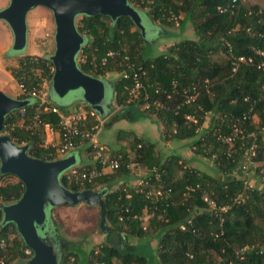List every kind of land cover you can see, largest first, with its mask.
<instances>
[{
	"label": "trees",
	"instance_id": "trees-1",
	"mask_svg": "<svg viewBox=\"0 0 264 264\" xmlns=\"http://www.w3.org/2000/svg\"><path fill=\"white\" fill-rule=\"evenodd\" d=\"M127 3L159 32L179 20V31L190 24L197 39L175 42L150 56L146 37L129 17L79 16L75 27L84 43L77 56L78 68L103 81L106 74L119 75L109 83L119 109L104 127L135 111L150 116L160 125L162 136L180 140L198 137L191 145L194 154L210 159L220 177L182 169L178 155L163 157L153 144L127 133L126 146L110 153L119 160V168L84 188L105 192L106 225L121 235L122 243L106 239L90 251L71 247L74 245L61 237L51 217L53 208L48 233L56 241L53 247L58 264H264V189L245 184L247 175H234L250 141L240 137L229 143L223 140L234 136V128L254 132L255 160L264 163V134L260 132L264 125V70L257 67L260 58L255 54L256 50L264 53V6H247L240 0ZM220 53L225 59L217 61L214 57ZM238 57H252L253 62L234 67L232 62ZM7 71L19 87L16 99L29 104L23 107L24 114L21 108L5 117L3 131L15 144L28 146L32 158L61 159L59 145L46 143L44 131L48 124L59 134V117L30 96L44 83L51 86L49 56L24 55ZM136 81L142 87L131 99L129 92ZM190 96L195 98L188 101ZM46 105L68 114L65 106L53 101ZM141 105L145 109L139 111ZM189 116L193 120H188ZM11 124L16 125L9 128ZM81 142L88 140L77 139L75 147ZM130 165L146 169L142 183L132 185L123 180L116 186V181L130 176ZM174 167L182 171L178 178L173 176ZM10 177L15 176L0 173V242L5 245L0 247V258L4 264H26L32 252L25 254L27 247L14 224L3 222L2 207L18 201L24 191L23 184ZM60 184L70 191L84 190L64 176ZM144 214L152 216L147 224ZM129 238L138 243L131 244ZM153 239L154 248L150 245Z\"/></svg>",
	"mask_w": 264,
	"mask_h": 264
},
{
	"label": "water",
	"instance_id": "water-1",
	"mask_svg": "<svg viewBox=\"0 0 264 264\" xmlns=\"http://www.w3.org/2000/svg\"><path fill=\"white\" fill-rule=\"evenodd\" d=\"M43 7L52 13L55 33V49L49 57L53 64L51 89L58 98L69 92L80 91L81 99L102 114L105 82L84 74L77 66L76 57L84 43L75 27V19L81 15H103L111 20L129 17L145 36V28L138 11L127 0H9L0 10V20L10 28L12 49L24 50L27 44L26 17L30 10ZM28 100H18L0 91V173L15 176L24 191L15 203L2 207L3 222H11L23 243L32 252L26 264H58V255L48 233L49 211L60 206L84 204L99 208V227L107 234V240L121 244L122 237L106 225L104 191L84 189L70 191L60 184L61 175L76 166L75 155L54 161L32 158L28 146L15 144L3 133L5 117L28 105Z\"/></svg>",
	"mask_w": 264,
	"mask_h": 264
},
{
	"label": "rangeland",
	"instance_id": "rangeland-1",
	"mask_svg": "<svg viewBox=\"0 0 264 264\" xmlns=\"http://www.w3.org/2000/svg\"><path fill=\"white\" fill-rule=\"evenodd\" d=\"M243 4L249 6L252 3L264 6V0H240ZM9 3V0H0V10L5 8ZM142 24L145 28V37H146V49H148L150 56H156L166 50V48L172 45L175 42L189 39L196 40L197 37L193 32V29L190 24H187L182 32H179L177 20L170 27L165 28V30L158 31V29L151 24V22L141 14ZM79 20V17L75 19V23ZM27 24V44L22 51H14L11 45L9 44V39L12 40V32L8 25L0 20V86H3V89L0 87V91L5 93L11 98H17L20 94L19 87L14 86L13 79L7 68L12 67V61L3 60L4 54H33L36 56H51L55 49L54 44V33L55 25L52 17V13L43 7H36L30 10L26 17ZM78 56V55H77ZM217 61L225 59L224 54L220 53L214 57ZM76 57V61H77ZM119 78V75L116 73L106 74L104 77L105 82V94L103 99V109L106 111V118L102 121L101 129L95 136V141L98 146L105 147L109 153L114 152L125 146V141L127 140V133L129 131L137 133L141 138L146 142L156 145L160 150L163 157H173L178 155L180 157L179 162L180 166L183 168H190L201 174H206L214 178H219L220 175L216 170L215 165L210 159L194 154L192 149V143L198 137L186 140H180L174 138L170 135L162 136L160 125L157 123L154 118L143 115L142 113L135 111L134 114L125 117H121L118 121L113 123L110 127H104V123L109 121L114 114L119 109L115 105L113 92L110 82H113ZM39 97L42 99L45 104L50 103L52 100L56 104H67L68 113H73L77 108H82L85 111H88L84 102L82 101L80 91L69 92L64 98H58L51 89L49 84L44 83L42 88L39 90ZM53 98V99H52ZM111 101V102H110ZM110 102V103H109ZM139 111L145 109V106H137ZM129 117V118H128ZM133 117V119L131 118ZM257 122V120H255ZM263 129L260 130L264 134V125L261 126ZM164 137V138H163ZM47 142V139L45 137ZM121 140V141H120ZM89 142V141H88ZM92 149H91V152ZM264 163H258V167L261 170H264L262 167ZM129 170L131 171L130 176L134 175L135 182L133 178L127 179L129 184L134 185L138 182L143 176L142 174L146 172V169L137 166L130 165ZM174 178L181 176L182 171L173 168ZM106 174H112L108 171ZM234 175L238 178L242 177V173L236 170ZM259 174L252 173L245 180L250 186H259ZM11 181H16V177L8 178ZM124 179H119L116 181V186L121 184ZM131 180V181H130ZM133 180V181H132ZM51 217L57 222L59 234L67 242H72L74 246L71 247H81L86 251L92 249H97L107 239V235L101 233L99 227L100 214L97 207L87 206L80 204L77 206H60L52 210ZM151 214L143 215V222L147 224L151 220ZM101 231V232H100ZM130 239V238H129ZM131 244L138 243L136 239H130ZM150 245L154 248L156 245V240H152Z\"/></svg>",
	"mask_w": 264,
	"mask_h": 264
},
{
	"label": "built area",
	"instance_id": "built-area-1",
	"mask_svg": "<svg viewBox=\"0 0 264 264\" xmlns=\"http://www.w3.org/2000/svg\"><path fill=\"white\" fill-rule=\"evenodd\" d=\"M221 11V10H220ZM255 54L260 58L257 63V67L264 70V53L260 50H256ZM110 55V54H109ZM104 61V60H103ZM251 63L253 62L252 57L244 58L238 57L234 58L232 65L236 67V63ZM235 69V68H234ZM127 75H123L126 77ZM141 85L136 81L134 87L130 90V98H134L137 95V92L141 89ZM23 90V89H22ZM31 98L37 99L39 101V106H44L43 109L48 112H52L58 115L60 133H59V154L66 156L70 151L75 147V142L77 139L88 140L91 143V149L93 152V157L95 160V165L93 166H81V167H71L66 170L61 176H64L67 180L73 181L79 188L84 189L88 184L93 183L96 179L100 178L108 171H114L119 168L120 163L117 158H112L109 151L102 146H98L95 141V136L98 131L101 129L102 121L99 120L96 112L92 109L85 111L82 108H77L73 113L64 114L60 112L54 106H47L45 102L40 99L39 92L32 91L30 93ZM195 96H190L187 100H193ZM21 114H24V109H21ZM94 119L96 123L91 124L89 119ZM188 120H193L192 117H187ZM16 124L9 125V128H13ZM89 125V127H87ZM45 133L48 131L50 134L53 132V129L50 125H44ZM3 133H5L3 131ZM234 136L223 138L225 142H233L237 137H240L241 140L248 139L250 144L244 153V161L241 162L238 166V171L247 177L252 173L257 174L256 170L258 167V162L256 159L257 151V137L254 132H246V130L234 128ZM6 134V133H5ZM259 186L264 189V170H259ZM247 180V179H246ZM246 180L244 181L247 184ZM139 183H142L141 180H138ZM137 182V183H138ZM146 183V182H143ZM146 185V184H145ZM248 185V184H247ZM250 187V185H248ZM151 192L147 193V196ZM155 194L160 196V191H156ZM205 200H207L205 198ZM208 205L211 208H214L212 202H208ZM183 228V227H181ZM0 247L4 248L5 245L3 242H0ZM25 254L31 255V250L29 248L25 249ZM0 264H4V260L0 258Z\"/></svg>",
	"mask_w": 264,
	"mask_h": 264
},
{
	"label": "crops",
	"instance_id": "crops-1",
	"mask_svg": "<svg viewBox=\"0 0 264 264\" xmlns=\"http://www.w3.org/2000/svg\"><path fill=\"white\" fill-rule=\"evenodd\" d=\"M180 32V31H179ZM11 41H12V43H13V36H12V40H11V38L9 39V44L11 45ZM24 55H33V54H27V53H23V54H11V55H8V54H4V56H3V60H6V61H12L13 63H12V67L13 66H15V63H16V60H18L20 57H22V56H24ZM8 72V71H7ZM13 82H14V80H13ZM14 86H17L16 85V83L14 82ZM1 87V89H3V86H0ZM53 99V98H52ZM53 101V100H52ZM111 102V101H110ZM109 102V103H110ZM70 103H72V102H69V103H67V104H65V103H63V104H59V105H61V106H65V107H67V105H69ZM103 105V104H102ZM92 109V108H91ZM90 110V109H89ZM92 110H94V109H92ZM95 112H96V114H97V116H98V118H99V120H100V118H102L103 120L106 118V115L103 117L102 115H104V114H106V111H103V113L102 114H99L96 110H94ZM131 114H134V113H131ZM94 120V119H93ZM155 120V119H154ZM129 133V135L130 136H136V137H139V138H141V136H139L137 133H135V132H132V131H129L128 132ZM45 137H46V139H47V142L46 143H52L53 145H59V134L58 133H56V132H52L51 134H50V132H46L45 133ZM143 139V138H142ZM144 140V139H143ZM121 141V140H120ZM145 141V140H144ZM127 141H125V144H127L126 143ZM152 144V143H151ZM91 145V143L90 142H88V143H83V142H81V143H79L74 149H73V151H70L66 156H68V155H75L76 156V158H77V164H76V166L75 167H81V166H93V165H95V160H94V157H93V155H92V153H90V152H88V148H89V146ZM154 145V144H153ZM126 146V145H125ZM154 147H155V150H157L158 152H160V150L156 147V145H154ZM161 153V152H160ZM66 156H62V158H64V157H66ZM145 174H146V172H144L143 174H142V176H145ZM129 178H133L134 179V181L133 182H135V178H134V175H131V176H129ZM129 178L127 177V178H124V180H126L127 181V179L129 180ZM131 181V180H130ZM133 184V183H132ZM20 264V263H19Z\"/></svg>",
	"mask_w": 264,
	"mask_h": 264
},
{
	"label": "flooded vegetation",
	"instance_id": "flooded-vegetation-1",
	"mask_svg": "<svg viewBox=\"0 0 264 264\" xmlns=\"http://www.w3.org/2000/svg\"><path fill=\"white\" fill-rule=\"evenodd\" d=\"M49 238H50V241H51V244L54 245L56 241H54V239L49 235ZM109 238V237H107Z\"/></svg>",
	"mask_w": 264,
	"mask_h": 264
}]
</instances>
